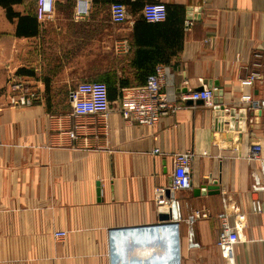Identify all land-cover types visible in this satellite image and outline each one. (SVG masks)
<instances>
[{
	"label": "crops",
	"instance_id": "crops-1",
	"mask_svg": "<svg viewBox=\"0 0 264 264\" xmlns=\"http://www.w3.org/2000/svg\"><path fill=\"white\" fill-rule=\"evenodd\" d=\"M76 1L56 0L41 21L37 0H0V264H264V110L251 104L264 99V0H163V22L141 15L156 0H91L82 20ZM118 2L129 13L122 25L110 20ZM125 38L131 49L117 53ZM158 64L177 96L217 90L224 128L204 102L154 126L125 120V86ZM252 71L260 78L244 83ZM14 78L39 100L11 105ZM84 81L108 85L107 118L71 115L70 91ZM254 144L262 161L245 157ZM186 150L192 187L173 191L174 159ZM173 199L177 234L165 224ZM224 214L237 233L232 256L218 244Z\"/></svg>",
	"mask_w": 264,
	"mask_h": 264
},
{
	"label": "built area",
	"instance_id": "built-area-1",
	"mask_svg": "<svg viewBox=\"0 0 264 264\" xmlns=\"http://www.w3.org/2000/svg\"><path fill=\"white\" fill-rule=\"evenodd\" d=\"M209 0H204L207 2ZM56 0H37L36 15L41 21L51 20L55 12ZM75 18L78 20L86 19L90 16L92 10L91 0H77L75 6ZM141 15L149 22H160L167 18V3L163 0L145 3ZM110 20L114 25H122L128 22L129 13L127 5L124 3H113L110 6ZM131 45L127 38L117 41L114 49L117 53H125L131 49ZM146 83L139 86L127 87L123 90L119 100V110L123 118L136 124L154 126L164 116L173 114L185 107V103L189 100L194 102L203 100L206 106L214 105L213 89L192 90L187 93L176 95L171 89L173 86L171 70L166 65H157L154 72L148 75ZM260 78L257 71H252L244 83L253 84L255 80ZM10 97L9 103L14 106H31L39 100V94L35 89L28 88L24 80L14 78L9 81ZM70 100L72 106L71 115L80 120L87 116L96 114L104 118L110 112V99L108 93V85L102 81H84L77 84L70 91ZM252 107L264 110V99L254 100L251 102ZM82 124L78 125L80 127ZM77 136L74 131L70 132ZM261 144L251 145L246 158L248 160H263L261 155ZM195 158L193 150H186L176 154L174 159L175 169L172 177L171 189L173 191L186 190L192 187V161ZM259 186V184L257 185ZM256 187V188H257ZM170 203L169 207L173 209V215L170 221L165 224L172 226L177 234L179 221H181L180 205L178 200L165 202ZM262 209L260 202L254 203V211L258 212ZM205 211H196L193 217L206 216ZM222 229L219 235L218 244L224 247L229 255L232 254V246L237 242V233L234 227L230 225L228 215L222 216ZM160 226H163L161 224ZM65 231L55 232L56 237L66 235ZM179 234V232H178ZM194 243L191 241L190 243Z\"/></svg>",
	"mask_w": 264,
	"mask_h": 264
},
{
	"label": "water",
	"instance_id": "water-1",
	"mask_svg": "<svg viewBox=\"0 0 264 264\" xmlns=\"http://www.w3.org/2000/svg\"><path fill=\"white\" fill-rule=\"evenodd\" d=\"M203 89H204L203 87L199 88V90H203ZM217 92H218L217 90L214 92V95H216L214 97V103L216 104V106H215V110H216L215 113H216V115L218 117L217 118V125L221 129V128H224L223 127V125H224V117L222 115H223V112H225V111L221 107V104L220 103H222V100H220L221 98L217 95ZM193 102L194 101H192V100H189L188 101L189 104H191ZM196 103H203V100L200 99V100L196 101ZM229 111H230L229 112V114H230V122H229V127L230 128L229 129H232L234 127V122L236 120V118H235V116H236V109L232 108ZM245 113H246V110H244V112L243 111L239 112V114L241 116H244Z\"/></svg>",
	"mask_w": 264,
	"mask_h": 264
},
{
	"label": "trees",
	"instance_id": "trees-1",
	"mask_svg": "<svg viewBox=\"0 0 264 264\" xmlns=\"http://www.w3.org/2000/svg\"><path fill=\"white\" fill-rule=\"evenodd\" d=\"M144 6V5H143ZM143 8V7H142ZM167 16H168V4H167ZM143 17V16H142ZM143 19L144 20H146L144 17H143ZM167 19V18H166ZM165 19V20H166ZM164 20V21H165ZM147 21V20H146ZM161 22V21H160ZM163 22V21H162ZM159 65V64H158ZM147 77H149V76H147ZM147 80V79H146ZM146 80H145V82L144 83H141V84H137V85H129V86H125V87H133V86H139V85H143V84H145L146 83Z\"/></svg>",
	"mask_w": 264,
	"mask_h": 264
}]
</instances>
